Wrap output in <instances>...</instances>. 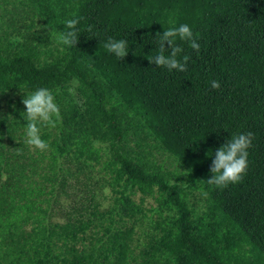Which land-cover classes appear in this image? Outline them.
Masks as SVG:
<instances>
[{
	"label": "trees",
	"instance_id": "16d2710c",
	"mask_svg": "<svg viewBox=\"0 0 264 264\" xmlns=\"http://www.w3.org/2000/svg\"><path fill=\"white\" fill-rule=\"evenodd\" d=\"M181 24L188 70L150 64ZM39 88L61 117L45 151L25 143ZM248 132L243 179L207 184ZM0 264H264V0H0Z\"/></svg>",
	"mask_w": 264,
	"mask_h": 264
},
{
	"label": "clouds",
	"instance_id": "9594fccd",
	"mask_svg": "<svg viewBox=\"0 0 264 264\" xmlns=\"http://www.w3.org/2000/svg\"><path fill=\"white\" fill-rule=\"evenodd\" d=\"M79 22V18L66 20L64 23L68 31L61 32L57 36V41L69 47L76 46L79 42L77 35ZM177 38L183 42H190L189 47L199 52V44L194 38L192 29L187 24H181L179 27H170L164 30L162 35L156 34L158 50L154 56L148 58L149 63L156 67H164L169 72L173 70L186 72L190 57L184 55L182 59H178L183 53V48L176 44ZM127 43V40L124 39L114 40L110 38L104 47L107 52L114 54L118 59H124L128 55ZM165 44L169 47L166 48ZM220 87L219 81L211 82L212 89L218 90ZM22 103L26 109L23 112L24 120L27 122L25 125V143L32 150H47L49 145L41 138V126L55 127L61 119L60 108L55 102L54 95L47 88H39L25 96ZM252 139L253 134L248 132L234 135L231 139L226 140L215 151L210 167L211 177L206 183L217 188H226L229 184L239 183L247 172L248 149L252 146ZM104 191L107 193L109 189L105 188Z\"/></svg>",
	"mask_w": 264,
	"mask_h": 264
},
{
	"label": "rangeland",
	"instance_id": "374dc122",
	"mask_svg": "<svg viewBox=\"0 0 264 264\" xmlns=\"http://www.w3.org/2000/svg\"><path fill=\"white\" fill-rule=\"evenodd\" d=\"M46 161V160H45ZM137 201V198L135 199ZM151 205V204H150Z\"/></svg>",
	"mask_w": 264,
	"mask_h": 264
}]
</instances>
